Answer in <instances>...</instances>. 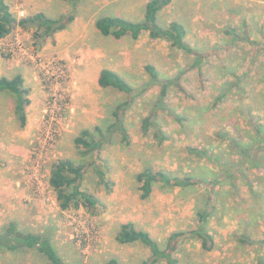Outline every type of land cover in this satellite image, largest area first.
Wrapping results in <instances>:
<instances>
[{
    "label": "rangeland",
    "instance_id": "374dc122",
    "mask_svg": "<svg viewBox=\"0 0 264 264\" xmlns=\"http://www.w3.org/2000/svg\"><path fill=\"white\" fill-rule=\"evenodd\" d=\"M5 1L20 20L42 13L32 5L37 0L28 2L30 7L24 0ZM149 1L46 0L47 6L38 0L51 7L46 9L56 19L73 15L74 22L53 38L33 27H19L0 40V76L21 74L32 100L28 125L22 128L13 115L14 98L0 95V230L14 223L22 232L51 238L66 264H108L112 259L140 264L152 253L142 243L120 245L116 236L121 226L133 223L164 247L171 233L197 229L194 198L203 210L214 190L219 198L228 196L226 207L217 205V218L209 227L216 249L205 252L198 238L188 237L179 245L180 264H252L264 256V247L238 246L237 238L244 233V218L252 224L254 239H263L264 171L250 162L213 186L212 170L225 178L229 168L190 156L188 148H207L225 154L222 163L232 157L238 163L241 157L229 149L227 134L257 147L251 122H264V0H173L160 13L159 24L166 28L182 23L196 55L174 49L166 40H153L149 33L137 41L115 40L96 29V20L103 16L143 21ZM147 66L158 70L160 81H179L160 109L162 87L151 85ZM105 69L118 72L138 91L124 117L129 143L119 131L108 133L112 112L128 96L99 87ZM154 110L158 116L144 133L143 120ZM175 115L183 121L177 122ZM84 130L100 144L99 153L85 154L76 146ZM60 160L88 166L83 190L99 200L96 207L61 209L49 185L53 165ZM146 169L203 183L185 190L156 185L154 194L143 200L137 176ZM98 171L105 174L107 185ZM258 184L254 197L250 185ZM236 196L246 203H237ZM0 264L48 262L36 252L20 250L1 253Z\"/></svg>",
    "mask_w": 264,
    "mask_h": 264
},
{
    "label": "trees",
    "instance_id": "16d2710c",
    "mask_svg": "<svg viewBox=\"0 0 264 264\" xmlns=\"http://www.w3.org/2000/svg\"><path fill=\"white\" fill-rule=\"evenodd\" d=\"M63 1L76 4V0ZM172 2L173 0L149 1L146 5L145 18L141 22H133L117 16H103L96 20L95 26L103 36L115 40H123L126 37H131L133 40L137 41L143 33H149L150 38L153 40H166L171 44L172 48L185 51L190 55H196L195 49L192 48L186 40L187 30L182 23L172 22L166 28L161 27L159 24L160 13L170 6ZM74 20L75 17L73 15L61 19H52L43 13L20 20L12 13L6 1L0 0V40L9 37L19 27L26 30L33 27L36 29L37 34L44 32L47 37L53 38L56 34L68 29L69 25L72 24ZM146 70L152 78L153 82L151 85H161L162 87L161 99L157 106L160 109L162 103L168 96L170 87L173 85L180 87L179 81L176 78L160 81L159 72L154 66H147ZM98 85L102 89H113L128 96V99L119 103L112 112L114 123L109 126L108 133L114 134L119 131L123 136V140L126 143H129V130L125 124L124 117L138 95L137 89L132 87L118 73L108 69L102 70L99 74ZM182 91L186 93L185 90ZM6 94L14 98L15 117L20 126L26 128L29 121L28 108L31 106L32 100L30 98L31 90L26 86L25 78L21 74L13 78L0 77V95ZM157 116L158 112L157 110H154L143 120L142 129L144 133L149 132V129L153 126ZM175 118L177 122L183 121L176 115ZM251 125L256 137V139L253 140L256 141L255 143L257 147H254L251 144H243L240 139H235V137L227 134L226 141L231 144L229 149H236L241 157L239 158L240 161L238 163L236 160H233V157H227L229 161L227 160V163H222V161L226 159V157H224L225 154L215 153V151L207 148L203 149L193 146L188 148L190 156L201 160L211 161V163L220 168H229L225 170V178H221L219 174L212 172L215 180L209 182L211 185H222L224 180L233 177L232 173H237L244 164L246 165L250 162L253 164V167L261 170L260 172L264 171V122L257 120V122H251ZM97 131H100V129H97ZM219 136L225 138V136L220 134ZM163 140L165 139L163 138ZM75 144L79 149H82L85 154L100 152V144L95 140L90 130H84L81 135L76 138ZM87 167V165H77L72 160H60L53 165L49 178V185L56 193L57 201L60 203L62 210L67 211L71 208L79 209L81 206L94 208L99 204V200L83 190V181ZM97 173L100 177L101 183L104 184L106 182L105 174L102 171H98ZM218 177L221 181H217ZM260 179L261 178L258 177L257 180L260 181ZM137 181L140 184V191L142 192L141 198L143 200L149 199L154 194L156 185H161L162 188L167 189L179 188L185 190L195 188L203 183L202 180L192 176L182 178L172 176L163 171H155L151 169H146L139 173ZM205 182L207 183V181ZM259 184L255 186L250 185V194L256 195L254 197H258L256 193H258L257 189L259 190L260 188ZM213 191L214 190H211V196L209 195L204 201L205 209L198 210L195 206V220L198 222L196 230L171 233L166 245L163 247L148 232L137 229L133 223H126L121 226V230L116 236L117 242L120 245L142 243L147 246L151 251L152 256L140 264H159L162 261H165L166 264H180V259L177 256L179 245L188 237L198 238L203 251H215L217 245L216 237L211 234L209 227L211 220L214 217H217L216 213L219 211L217 205L220 204L223 209L224 206H227V203L224 202L227 200L222 201V198H219ZM215 194L217 196H212ZM235 200L240 204L246 203L241 196H236ZM247 213L250 212L248 211ZM240 220L241 228L244 230V233L239 234L237 245L247 247L260 245L264 247V234L262 240L254 239L255 236H253L250 231V226L252 224H250L247 219L243 218ZM20 250L36 252L38 255L42 256L48 264H66L51 238L41 234L22 232L14 223L10 224L3 230H0V254L10 253L13 255ZM108 264H120V262L117 259H112ZM252 264H264V256H257V259Z\"/></svg>",
    "mask_w": 264,
    "mask_h": 264
},
{
    "label": "crops",
    "instance_id": "0c3cea01",
    "mask_svg": "<svg viewBox=\"0 0 264 264\" xmlns=\"http://www.w3.org/2000/svg\"><path fill=\"white\" fill-rule=\"evenodd\" d=\"M25 2H24V4H25V6L26 7H28L27 6V4L29 5V7H30V5H31V3H28V2H32L33 0H27V2H26V0H24ZM42 3H44V2H42ZM45 3H46V5L48 6V4H47V2H46V0H45ZM32 5H37L38 7H36V9H38V11H42V13H47V12H49V13H47L48 15H50V18H52V19H56L55 18V16L54 15H52L51 13H53L51 10H47L46 8H51V7H46L45 8V6H42L40 3H38V0L36 1V2H34V3H32ZM39 8H41V9H39ZM118 73V72H117ZM119 74V73H118ZM0 77H8V76H6V75H1ZM15 77V76H14ZM8 78H13V77H8ZM14 107H13V115H15V111H14V108H15V105H13ZM213 171V173H215L214 171L215 170H212ZM211 196V195H210ZM213 196V195H212ZM230 196H233V195H230ZM221 198H222V201H224V199L226 198V200H228V196H226V197H223V195L221 196ZM196 203H197V201H196V199L194 198V207L196 206ZM198 204V203H197ZM218 205H220V204H218ZM193 216L195 217V214H193ZM216 218L217 217H214L212 220H211V223H214V221L216 220ZM180 232V231H179ZM228 244V247H232V245L230 244V243H227ZM229 249H231V248H229Z\"/></svg>",
    "mask_w": 264,
    "mask_h": 264
}]
</instances>
